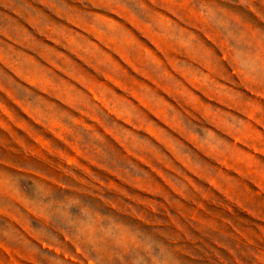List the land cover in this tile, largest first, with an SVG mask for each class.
<instances>
[{
    "label": "rangeland",
    "instance_id": "obj_1",
    "mask_svg": "<svg viewBox=\"0 0 264 264\" xmlns=\"http://www.w3.org/2000/svg\"><path fill=\"white\" fill-rule=\"evenodd\" d=\"M0 264H264V0H0Z\"/></svg>",
    "mask_w": 264,
    "mask_h": 264
}]
</instances>
